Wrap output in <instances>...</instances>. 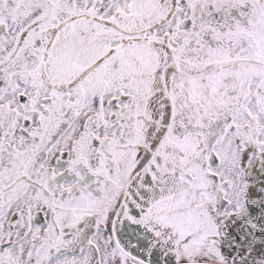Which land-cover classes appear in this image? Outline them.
<instances>
[{"label": "snow or ice", "instance_id": "6c2138e0", "mask_svg": "<svg viewBox=\"0 0 264 264\" xmlns=\"http://www.w3.org/2000/svg\"><path fill=\"white\" fill-rule=\"evenodd\" d=\"M0 264H264V0H0Z\"/></svg>", "mask_w": 264, "mask_h": 264}]
</instances>
